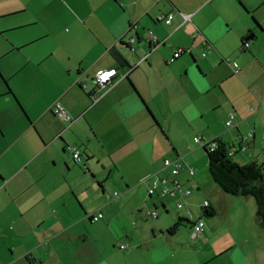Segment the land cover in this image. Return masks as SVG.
Instances as JSON below:
<instances>
[{"label":"crops","instance_id":"0c3cea01","mask_svg":"<svg viewBox=\"0 0 264 264\" xmlns=\"http://www.w3.org/2000/svg\"><path fill=\"white\" fill-rule=\"evenodd\" d=\"M170 13V25L156 22ZM15 31L0 44V264H125L134 249L100 251L88 227L126 207L140 236L148 229L144 264H264L252 197L192 181L181 161L196 153L189 133L235 147L238 164L264 165V0H0V33ZM112 70L103 95L95 75ZM57 102L71 124L54 115ZM169 154L192 190L180 210L167 198L175 211L147 194ZM188 213L203 232L192 238L186 222L168 233Z\"/></svg>","mask_w":264,"mask_h":264},{"label":"rangeland","instance_id":"374dc122","mask_svg":"<svg viewBox=\"0 0 264 264\" xmlns=\"http://www.w3.org/2000/svg\"><path fill=\"white\" fill-rule=\"evenodd\" d=\"M19 18H22L18 16ZM18 19V18H16ZM5 21V20H2ZM21 32H10V33H0V44L6 43L8 39H12L15 36H18ZM16 54V53H14ZM16 57L14 56L10 60H15ZM194 135H189V133L185 134V142L188 144L192 143L191 149L196 148V153H190L185 159H181L182 162L187 163L188 166H191L194 171V176L190 177L188 174V177L191 178L192 181L195 179L198 180L202 178L203 180H208L211 183H214L212 179L210 178L208 174L207 169V156L206 151L204 148L198 144H195L193 141ZM167 159H172L171 154H169ZM163 163V159H162ZM187 173V170L185 171ZM213 185H216L215 183ZM192 192V190H191ZM119 198V197H118ZM117 198V199H118ZM115 199V200H117ZM252 201L253 198H251ZM145 200L148 203L152 202H158L160 204V199L157 197H153L152 199L144 198L142 197V201ZM164 202H166L170 207V210H174L173 202L171 200H168L167 198L163 199ZM173 207V208H172ZM108 217L106 219V215L103 212L104 220H100L99 223L96 222L92 224L88 229L90 230V234L92 238H99V245H97L100 248V251H120V253H126V251H131V249H134L131 256V259H127V263L125 264H144V260L148 259L149 252L144 250V241L148 236H146V232L148 229L145 230V233L140 236L141 231L139 230V226L141 221L139 220L137 222L138 216L135 214V211L132 207H126V208H119L114 209L111 208L108 210ZM155 211V209H153ZM151 211V212H153ZM175 211V210H174ZM150 213V212H149ZM148 214V213H147ZM147 216V217H146ZM144 215L145 223H153L154 220L149 215ZM149 217V218H148ZM103 224V225H102ZM123 247V249H120V247ZM137 248V249H135ZM159 251H156L155 253H158ZM154 253V254H155ZM119 264H122V261H119Z\"/></svg>","mask_w":264,"mask_h":264},{"label":"built area","instance_id":"2783aa9c","mask_svg":"<svg viewBox=\"0 0 264 264\" xmlns=\"http://www.w3.org/2000/svg\"><path fill=\"white\" fill-rule=\"evenodd\" d=\"M126 7V6H124ZM181 18L183 19L184 23L190 21V16L189 15H180ZM173 15L167 14V15H158L156 17V22H161L164 23L165 25H170L172 21ZM148 37L150 39V43L153 45V47L158 46V42L156 37L153 35L152 32H148ZM126 45H131L134 42L133 38H124L122 40ZM247 45V44H246ZM184 51H176L173 54V58L177 59L180 54H182ZM145 60V57L141 60ZM115 70L109 71V72H98L95 75V82L97 86L103 90V95L106 94L111 87L113 86V83L111 81V76L114 75ZM251 110V109H250ZM53 113L56 115L60 120L71 124L72 119L71 117L66 113L65 109L60 103H55L53 105ZM234 121V115L229 114L228 115V120L226 121V127H231ZM248 138L253 137V131H250L247 134ZM262 138H264V134L262 135ZM194 142L196 144H199L202 146L204 149L208 151H213L215 149L216 143L214 140L212 141H201L199 137L194 138ZM66 151H68L73 159V161L77 164L82 161L81 157V151L80 148L76 146H66ZM236 151L235 147H230L228 151L229 156H233L234 152ZM182 163L180 159H164L162 163V167L160 172L163 174L161 177H158V175L154 174L150 178H154L152 180L150 187L147 190V194L149 197L156 195L159 198H169L172 200H175V208L177 210H180L183 208V206L186 204V200L191 196L192 192L185 188L181 182L178 180V176L182 170ZM187 173L190 177L194 175V171L192 168L187 167ZM113 197H117V193L113 194ZM202 208L204 210H207L209 208V203L208 201L202 202ZM151 218L155 219L156 218V213L155 212H148V214ZM103 215L101 212H98L95 216L91 217V222L96 223L100 220H102ZM192 215L188 213V220L191 221ZM204 230V222L202 220L194 221L191 226V237L194 238L196 235L202 233ZM120 249H123L121 246Z\"/></svg>","mask_w":264,"mask_h":264},{"label":"trees","instance_id":"16d2710c","mask_svg":"<svg viewBox=\"0 0 264 264\" xmlns=\"http://www.w3.org/2000/svg\"><path fill=\"white\" fill-rule=\"evenodd\" d=\"M112 56L118 64H126L125 60L115 51L112 52ZM214 141L216 146L213 151L204 149L210 178L225 194L234 197H252L256 205V221L260 228H264V165L257 162L238 164L233 161L232 156L228 155L229 146L220 139ZM186 222L190 221L178 219L168 229V233L177 232Z\"/></svg>","mask_w":264,"mask_h":264},{"label":"water","instance_id":"95a60500","mask_svg":"<svg viewBox=\"0 0 264 264\" xmlns=\"http://www.w3.org/2000/svg\"><path fill=\"white\" fill-rule=\"evenodd\" d=\"M82 162V161H81ZM84 164V163H83Z\"/></svg>","mask_w":264,"mask_h":264}]
</instances>
